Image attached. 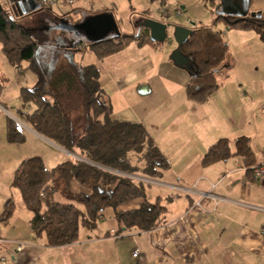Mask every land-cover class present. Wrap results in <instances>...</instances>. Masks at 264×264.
<instances>
[{"label":"crops","instance_id":"1","mask_svg":"<svg viewBox=\"0 0 264 264\" xmlns=\"http://www.w3.org/2000/svg\"><path fill=\"white\" fill-rule=\"evenodd\" d=\"M247 7L264 15V0H248ZM161 10L159 15H165ZM63 15L68 12L55 14ZM145 18L150 17L141 16L132 33ZM235 30L226 42L228 51L233 41L258 52L250 68L262 70L263 76L240 77L228 52L229 65L215 71L219 87L203 102L187 97L190 75L173 64L160 43L132 41L103 58L85 47L94 55L88 64L99 71L111 118L141 124L167 163L157 178L161 183L146 190L147 200L158 201L165 211L154 228L142 231L120 228L109 207L94 228L80 227L75 242L54 247L44 234L31 230V213L25 225L8 219L0 222L2 264H264V179H255L250 171L264 158V45L253 30ZM240 136L248 138L252 153L247 160L234 155ZM219 138L229 140L232 155L202 165L203 155ZM196 191H211L215 198L200 199ZM197 200L202 209L195 206ZM142 202L135 199L118 209H134ZM8 229L13 235L6 237ZM16 242L24 243L20 251Z\"/></svg>","mask_w":264,"mask_h":264},{"label":"trees","instance_id":"2","mask_svg":"<svg viewBox=\"0 0 264 264\" xmlns=\"http://www.w3.org/2000/svg\"><path fill=\"white\" fill-rule=\"evenodd\" d=\"M39 8H48L50 3L37 0ZM248 2V0H247ZM214 6V21H222L231 29L253 30L264 45V15L240 18L220 15L219 1L209 0ZM63 15L62 17H64ZM60 17L55 16L59 20ZM137 45L153 43L148 29L135 33H121L85 47L98 58L121 50L130 42ZM157 43V42H154ZM76 43H69V47ZM0 46L8 61L16 68L27 62L26 68L36 75L32 88L21 87L24 103L32 102L35 109L24 115L31 129L51 140L70 154H78L107 169L134 172L158 178L167 168V163L148 133L139 123L117 121L111 118V105L102 96L99 71L94 64L76 62L68 50L62 61L48 64L37 57V42L20 24L16 23L0 4ZM190 63L182 68L190 75L186 87L187 97L194 102L205 101L218 87L214 73L226 64L227 43L221 32L208 27L192 28V33L181 46ZM24 138L18 125L8 118L6 139L16 143ZM234 155L245 160L251 157L248 138L238 137ZM78 152V153H76ZM132 155L138 156L137 164ZM232 155L227 138H219L203 155L202 165L226 160ZM110 170L93 166L72 156L52 168L45 167L41 157L22 160L16 167L11 185L18 189L22 202L30 211L29 226L36 235H45L48 246H62L75 242L80 227L92 229L99 215L106 208L115 210L120 228L150 230L159 221L165 207L158 201L146 198V186L122 177ZM251 171V170H250ZM79 185L78 191L70 189L71 183ZM61 193L68 202L51 201L42 206V193ZM135 199L143 202L134 209H118ZM15 204L7 199L0 214V222L7 221Z\"/></svg>","mask_w":264,"mask_h":264},{"label":"rangeland","instance_id":"3","mask_svg":"<svg viewBox=\"0 0 264 264\" xmlns=\"http://www.w3.org/2000/svg\"><path fill=\"white\" fill-rule=\"evenodd\" d=\"M61 2L63 1L56 0L57 4L48 8H37L21 13L15 7L13 0H0V4L11 19L23 26L35 39L38 46L37 57L48 64L62 61L68 53H71L72 58L80 64L92 62L94 55L85 48L87 44L85 36L83 34L76 35L60 27V23L64 21L70 26L78 25L85 17L94 16L100 12L111 14L120 31L128 33L136 30L135 23L137 24L143 15L152 19L164 20L169 26L166 39L160 45L166 49L168 55L177 45L173 35L176 26L208 27L213 31L220 29L224 42H227L228 37L233 40L234 34H237L235 29L229 28L222 21H214L215 9L209 0H92L91 2L75 0L71 4ZM159 9L165 10L163 17L159 15ZM178 11L180 13H177ZM62 12H68V16L59 18V20L55 19V14L60 15ZM69 43H76V47L74 49L73 46L69 47ZM68 50H72V52L66 53ZM228 52L230 53L229 61L232 62L236 74L240 77L263 76L262 70L250 68L254 55L258 56V52L242 45L234 46L233 41ZM27 64V62H23L20 68H16L0 51V214L6 200L12 199L15 207L9 219L17 226L25 225L24 222H27V217L30 214L22 202L18 189L11 185L17 165L22 160L38 156L43 159L45 167L51 168L64 160L67 155L72 156L51 140L35 134L24 118V115L32 113L35 109L32 102L24 103L20 96L21 87L32 88L36 81V75L31 69L26 68ZM215 75L216 73H214ZM8 118L18 125L24 136L22 141L16 143L7 141ZM137 159L138 156L132 155L133 164L138 165ZM70 189L78 191L79 185L72 182ZM151 189H153L152 186H146L147 191ZM41 199L43 207L51 201L68 202L61 193L51 191L42 193ZM10 234L13 235V229L7 230L6 237Z\"/></svg>","mask_w":264,"mask_h":264},{"label":"water","instance_id":"4","mask_svg":"<svg viewBox=\"0 0 264 264\" xmlns=\"http://www.w3.org/2000/svg\"><path fill=\"white\" fill-rule=\"evenodd\" d=\"M220 15H233L243 18L248 14L247 0H218ZM15 7L19 12H28L39 8L37 0H13ZM251 16L260 17L261 11L250 13ZM143 28L148 29L149 39L152 42L162 43L167 36L168 23L161 22L152 18H145L142 21ZM60 27L69 30L72 33L83 34L87 43H94L107 38L118 37L121 32L109 13H99L94 16L85 17L78 25H68L61 21ZM192 33V29L184 26L174 28V39L176 48L171 52L170 59L174 65L180 68H186L190 63L188 55L181 51V46ZM73 46V45H72Z\"/></svg>","mask_w":264,"mask_h":264},{"label":"built area","instance_id":"5","mask_svg":"<svg viewBox=\"0 0 264 264\" xmlns=\"http://www.w3.org/2000/svg\"><path fill=\"white\" fill-rule=\"evenodd\" d=\"M75 0H65V2L67 4H71L73 3ZM161 13H165V10H161ZM177 13H180V11H178ZM73 158L77 159V160H80V161H84L86 163H89L93 166H96V167H99V168H102L104 170H110V169H107L97 163H94L84 157H81L79 155H74L72 154ZM111 172L113 173H116L122 177H126V178H129L133 181H136V182H142L144 184H148V185H153V184H160L161 182L157 179V178H154V177H149V176H145V175H142V174H139V173H134V172H122V171H117V170H110ZM251 173L253 175V177L255 179H264V158L262 159V161H260L259 163L257 164H254L252 167H251ZM214 185L211 184V187H213ZM197 195L201 198H204V197H210V198H215V196L211 193V191H196ZM195 206L199 207L202 209V206H201V203H200V200H197L195 202ZM0 242L2 243L3 240L0 239ZM24 246V243L23 242H16V250L17 251H20ZM138 254V250L135 249L132 253V255L134 257H136ZM6 261V258L5 256L3 255H0V264L4 263Z\"/></svg>","mask_w":264,"mask_h":264},{"label":"flooded vegetation","instance_id":"6","mask_svg":"<svg viewBox=\"0 0 264 264\" xmlns=\"http://www.w3.org/2000/svg\"><path fill=\"white\" fill-rule=\"evenodd\" d=\"M249 13V12H248ZM143 28V27H142Z\"/></svg>","mask_w":264,"mask_h":264}]
</instances>
